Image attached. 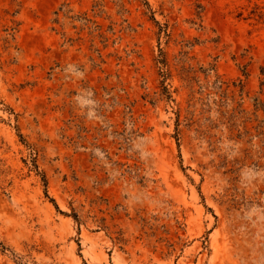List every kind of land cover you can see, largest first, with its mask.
<instances>
[{"label":"rangeland","instance_id":"obj_1","mask_svg":"<svg viewBox=\"0 0 264 264\" xmlns=\"http://www.w3.org/2000/svg\"><path fill=\"white\" fill-rule=\"evenodd\" d=\"M264 0H0V264H264Z\"/></svg>","mask_w":264,"mask_h":264},{"label":"trees","instance_id":"obj_2","mask_svg":"<svg viewBox=\"0 0 264 264\" xmlns=\"http://www.w3.org/2000/svg\"><path fill=\"white\" fill-rule=\"evenodd\" d=\"M260 75L262 76V81L260 85L264 87V67L260 69Z\"/></svg>","mask_w":264,"mask_h":264}]
</instances>
